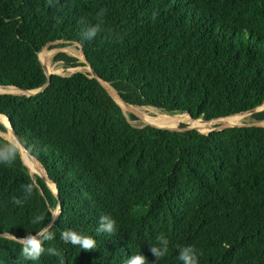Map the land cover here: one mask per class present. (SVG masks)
<instances>
[{
  "label": "trees",
  "instance_id": "obj_1",
  "mask_svg": "<svg viewBox=\"0 0 264 264\" xmlns=\"http://www.w3.org/2000/svg\"><path fill=\"white\" fill-rule=\"evenodd\" d=\"M52 41L79 44L97 76L133 106L211 121L264 103V0H0V86L42 87L38 52ZM54 60L81 65L64 52ZM49 80L32 96L0 93V115L58 198L22 152L0 164V234L36 232L43 223L33 217L48 224L60 205L55 239L44 247L58 248L65 264H125L138 253L149 264H182L178 250L187 245L198 264H264V126L209 134L135 127L91 73ZM252 117L263 121L264 111ZM102 215L115 220L114 233L97 232ZM66 229L91 235L96 249L64 243ZM161 234L168 252L156 261L150 247ZM0 264L60 262L47 251L27 260L0 236Z\"/></svg>",
  "mask_w": 264,
  "mask_h": 264
},
{
  "label": "clouds",
  "instance_id": "obj_2",
  "mask_svg": "<svg viewBox=\"0 0 264 264\" xmlns=\"http://www.w3.org/2000/svg\"><path fill=\"white\" fill-rule=\"evenodd\" d=\"M98 28L93 26L86 32V37L92 39L96 36ZM31 154V149L27 148L24 145V142L20 140L14 133L11 137H0V164L11 165L21 154V152ZM34 184L29 183L24 186V192L27 195H31L33 192ZM14 203L17 205L22 204V200L15 199ZM51 216L53 221L56 217L60 216L61 209L57 207L54 211H51ZM32 224H41V227L36 232H28L23 237H17L14 234H9V238L14 240L15 243L21 246V254L27 260H38L42 254L47 251L51 256H56L59 258L60 264H65L64 256L61 251L53 246H49L45 249L44 245L46 242L53 241L55 239V233L51 231L53 223L45 224L44 215H36L32 219ZM98 233H108L112 234L115 232V220L109 215H102L99 218V224L97 228ZM60 239L64 243H70L73 246H78L80 249L85 251L96 249V240L91 235H86L77 232L73 229H66L60 232ZM168 240L162 234L157 237V245H152L150 247V252L155 257L156 261H159L162 257L168 252ZM178 259L182 264H198L197 250L191 246H183L178 250ZM125 264H149L146 257L141 254L131 255L126 261Z\"/></svg>",
  "mask_w": 264,
  "mask_h": 264
},
{
  "label": "rangeland",
  "instance_id": "obj_3",
  "mask_svg": "<svg viewBox=\"0 0 264 264\" xmlns=\"http://www.w3.org/2000/svg\"><path fill=\"white\" fill-rule=\"evenodd\" d=\"M62 44H63L62 41H54L53 43L45 46L39 52V55H38L39 56V60H40L41 64L45 67L47 73L48 74L56 73V74H60V75H63V76H68V75H70V74H72L74 72L91 73L90 67L85 62L80 48L75 43H68V45H65V46H62ZM60 52H64V53H67L70 56L76 57L78 59V61L81 63V65H79L77 67H65V65L63 64L62 61H55L54 57ZM6 88H8V89L3 90V89L0 88V93H13V94L25 93V92H20V91L16 92L11 87H6ZM132 109H134V110H130V109L129 110H125V109H123V106H122V110H123L127 120L129 121V123L131 125H133L135 127H142V126H145L147 124H152V125H155V126H158V127H163V128H168V129L196 127V126H192L191 125V119L192 118L187 113L170 115V114L162 113L161 111H159L157 109H154V108L140 107V106H132ZM261 111H264V103L261 104L260 106L256 107L254 112L247 111L245 113L235 114V116L234 115L227 116V117H232L233 116L232 120L230 121L232 123H230L228 121L227 122L218 121L221 118H217L215 120L214 119L211 120V121H213L212 123L211 122H202V121L198 120L197 123L199 125H201L204 129H208V130H206L204 132H202V131H199V132H201L202 134H205V133H207V131H213V130H215L217 128H220V127H228V126H237V125H242V124H255V123H258V121H256L252 117V114L255 113V112H261ZM141 113L144 116H146L148 118H151V119H154V120H157V119H159L161 117H166L167 118V120H166L167 123L165 125L153 124L152 122L146 120V118L144 116H141ZM223 118H225V117H222V119ZM6 122H7V120L0 116V125L5 128V131H1L0 130V135L2 137H11L13 132L6 125ZM260 123L264 125V120L261 121ZM25 157H26L27 163H28V165L30 166L31 169H29V166L25 163V161L23 160V157L21 155V158H22L23 162L25 163V165L28 167V170H29L30 174L32 176L38 175L37 172H40L41 170L36 172L35 169H32V166H31V164L29 162V159H30L31 156L25 153ZM31 158H33V157H31ZM38 167L40 169H42L40 164H39V162H38ZM33 170H35V171H33ZM40 173H42V172H40ZM43 173H44V171H43ZM52 191L54 192L53 189H52Z\"/></svg>",
  "mask_w": 264,
  "mask_h": 264
},
{
  "label": "water",
  "instance_id": "obj_4",
  "mask_svg": "<svg viewBox=\"0 0 264 264\" xmlns=\"http://www.w3.org/2000/svg\"><path fill=\"white\" fill-rule=\"evenodd\" d=\"M54 41H52V42H49L48 44H46L45 46H47V45H49V44H51V43H53ZM79 48H80V50H81V52H82V55H83V58H84V60H85V62L88 64V62H87V59H86V57H85V55H84V53H83V51H82V49H81V46L79 45V44H77V43H75ZM44 46V47H45ZM43 47V48H44ZM42 48V49H43ZM41 49V50H42ZM40 50V51H41ZM39 51V52H40ZM39 52H38V55H39ZM39 57V56H38ZM89 65V64H88ZM89 67H90V65H89ZM42 68H43V70H44V72H45V74H46V76H47V81H46V83L42 86V87H40V88H38V89H36V90H22V89H18V88H16V89H18L20 92H25V93H21V94H26V95H28V96H32V95H35V94H37V93H39V92H42L45 88H46V86L49 84V77H50V75L51 74H48L47 73V71H46V69H45V67L42 65ZM90 70H91V75H92V77H95V78H97L99 81H100V83L103 85V87L107 90V92L110 94V96H112V98L118 103V101L114 98V92L116 93V95L119 97V99L122 101V103L127 107V108H129V109H131V110H133L132 109V106L133 105H131V104H129V103H127V102H125L124 100H122V98L117 94V92L113 89V91L110 89V88H108L104 83H106L105 81H103L102 79H100L98 76H97V74H96V72L94 71V69L92 68V67H90ZM107 84V83H106ZM0 87H12V86H0ZM119 104V103H118ZM120 106H121V104H119ZM121 109H122V106H121ZM123 111V110H122ZM255 111V108L254 109H251V110H249V112H254ZM243 113H245V112H243ZM189 115V114H188ZM190 116V115H189ZM202 120V119H201ZM202 121H204V120H202ZM9 122V121H8ZM261 121H259L258 123H255V124H242V125H237L238 127H240V126H264L263 124H261L260 123ZM10 124V123H9ZM147 125H149V126H151V127H155V128H159V129H164V130H170V131H187V130H196L197 132H199V130L196 128V127H187V128H177V129H168V128H163V127H158V126H155V125H152V124H147ZM10 127H11V125H10ZM228 127H235V126H228ZM225 128H227V127H220V128H217V129H215V131H219V130H223V129H225ZM11 129H12V131L14 132V130H13V128L11 127ZM214 131V130H213ZM211 131H208L207 133H205V134H209ZM199 133H201V132H199ZM14 134L18 137V135L14 132ZM202 134V133H201ZM34 158V157H33ZM45 172V171H44ZM38 176H40L43 180H44V182L47 184V186L49 187V185H48V183H47V181L49 180L50 182H52L48 177H47V175H46V173H45V176L44 175H40V174H38ZM53 183V182H52ZM53 185L55 186V184L53 183ZM50 188V187H49ZM51 189V188H50ZM52 190V189H51ZM53 192V191H52ZM54 194H55V196L58 198V191H57V189H56V187H55V191L53 192ZM57 207H59L60 209H61V207H60V205H57ZM56 207V208H57ZM55 208V209H56ZM54 209V210H55ZM53 210V211H54ZM57 218V217H56ZM55 218V219H56ZM54 221H53V219L51 220V223H53ZM0 236H2V237H9V234H0Z\"/></svg>",
  "mask_w": 264,
  "mask_h": 264
},
{
  "label": "bare ground",
  "instance_id": "obj_5",
  "mask_svg": "<svg viewBox=\"0 0 264 264\" xmlns=\"http://www.w3.org/2000/svg\"><path fill=\"white\" fill-rule=\"evenodd\" d=\"M108 88H110L112 91H113V89L108 85V84H106V83H104ZM1 89H3V90H6V89H8V88H4V87H0ZM14 91H16V92H19V90L18 89H16L15 87H11ZM114 98L118 101V103L119 104H121V106H123V109H125V110H129L123 103H122V101L119 99V97L116 95V93L114 92ZM131 110V109H130ZM134 110V109H133ZM137 111V110H136ZM134 112V111H133ZM243 115V114H242ZM2 118H5L6 120H7V122H6V125L11 129V127H10V124H9V122H8V119L5 117V116H3V115H0ZM141 116H144L142 113H141ZM160 116V115H159ZM164 116V115H163ZM187 116V115H186ZM235 116V115H234ZM145 118H146V120H148V121H150V122H152L153 124H156V123H159V124H166L167 123V118L166 117H161V118H159V119H157V120H154V119H151V118H148V117H146V116H144ZM184 117V116H183ZM232 118H233V116L232 117H225V118H221V119H219L218 121H224V122H230L231 120H232ZM238 118V117H237ZM177 119V118H176ZM178 120V119H177ZM190 120V119H189ZM202 121L201 119H191V124H193L194 126H199L201 129H204L201 125H199L198 123H197V121ZM215 120V119H214ZM174 121V120H173ZM202 122H213V121H202ZM169 123V122H168ZM230 123H232V122H230ZM196 124V125H195ZM197 128V127H196ZM198 129V128H197ZM199 131H202V130H200V129H198ZM11 131H12V129H11ZM13 132V131H12ZM202 132H204V131H202ZM208 132V131H207ZM14 133V132H13ZM22 154H23V158H24V160H25V162H26V164L28 165V163H27V160H26V157H25V153L22 151ZM27 154V153H26ZM29 155V154H28ZM31 156V155H30ZM32 157V156H31ZM30 157V159H29V162H30V164H31V166H32V169H35L36 170V172L37 171H39V170H41L40 172H42V173H40V172H37L38 174H40V175H44L45 176V172L43 173V169H40L39 167H38V161L36 160V159H34V158H31ZM29 166V165H28ZM42 168V167H41ZM29 169H31L30 168V166H29ZM35 170H33V171H35ZM50 185H51V187H52V189L55 191V186L53 185V183L52 182H50L49 180L47 181Z\"/></svg>",
  "mask_w": 264,
  "mask_h": 264
}]
</instances>
